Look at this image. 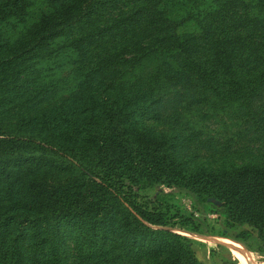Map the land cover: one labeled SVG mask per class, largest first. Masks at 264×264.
Returning <instances> with one entry per match:
<instances>
[{
  "label": "trees",
  "instance_id": "16d2710c",
  "mask_svg": "<svg viewBox=\"0 0 264 264\" xmlns=\"http://www.w3.org/2000/svg\"><path fill=\"white\" fill-rule=\"evenodd\" d=\"M261 92L264 0H0V264H209L172 230L206 223L138 199L152 183L216 199L264 255ZM167 104L259 152L193 160L149 123Z\"/></svg>",
  "mask_w": 264,
  "mask_h": 264
},
{
  "label": "rangeland",
  "instance_id": "374dc122",
  "mask_svg": "<svg viewBox=\"0 0 264 264\" xmlns=\"http://www.w3.org/2000/svg\"><path fill=\"white\" fill-rule=\"evenodd\" d=\"M66 69H64V72ZM63 72V71H62ZM60 72L59 75L62 74ZM70 82L61 86L62 93H67L71 88ZM264 98V92L257 95V101ZM191 107H194L193 105ZM158 120H150L149 123L156 128L167 130L171 126L183 135L185 153L195 156L193 160L217 164L221 158L229 157L236 159L242 151L241 148L247 146L250 150L259 152L256 142L251 141L254 136L251 129H244L241 123L231 122L226 119L227 127H222L221 123L212 116L206 118L201 126H188L185 118L190 117L192 111L184 110L183 107L163 106ZM240 128L244 129V138L237 137L234 133ZM239 128V129H240ZM237 129V130H236ZM241 130V129H240ZM242 133V130H241ZM250 135V136H249ZM239 138V139H238ZM253 143H251L250 141ZM138 199L143 201L168 203L178 208L198 215L206 223L209 234L200 235L188 231L186 228H173L182 235L193 239L192 249L197 258L209 264H264V255L257 252L255 240L246 231V225H230L224 221L218 208L208 198L197 200L193 195L176 186H165L160 183H152L134 189ZM233 235V238L224 236ZM63 255L71 261L75 257V251L69 239L65 240ZM235 259V263L233 260Z\"/></svg>",
  "mask_w": 264,
  "mask_h": 264
},
{
  "label": "water",
  "instance_id": "95a60500",
  "mask_svg": "<svg viewBox=\"0 0 264 264\" xmlns=\"http://www.w3.org/2000/svg\"><path fill=\"white\" fill-rule=\"evenodd\" d=\"M210 201L214 202L215 204H218V201L216 199L213 198H208Z\"/></svg>",
  "mask_w": 264,
  "mask_h": 264
}]
</instances>
